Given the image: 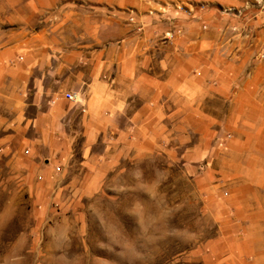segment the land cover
Here are the masks:
<instances>
[{
	"label": "rangeland",
	"instance_id": "rangeland-1",
	"mask_svg": "<svg viewBox=\"0 0 264 264\" xmlns=\"http://www.w3.org/2000/svg\"><path fill=\"white\" fill-rule=\"evenodd\" d=\"M143 1L146 13L137 0H0L2 26L61 19L131 55L137 33L177 52L189 42L199 78L175 105L191 118H161L154 151L137 150V96L67 161L1 143L0 264H264V0Z\"/></svg>",
	"mask_w": 264,
	"mask_h": 264
},
{
	"label": "crops",
	"instance_id": "crops-1",
	"mask_svg": "<svg viewBox=\"0 0 264 264\" xmlns=\"http://www.w3.org/2000/svg\"><path fill=\"white\" fill-rule=\"evenodd\" d=\"M149 6L137 0L138 11ZM15 24L0 25V144L20 136L30 155L44 160L55 155L59 162L67 161L76 137L81 136L86 146L110 130L133 96H137L140 152L156 149L161 118L180 114L191 118L190 112L180 113L175 106L190 103L187 93L199 81L184 57L189 42L177 52L159 46L153 31L137 33V55H131L122 41L101 33L62 32L61 19L37 27ZM210 37L203 33L191 45L200 53ZM160 54L165 56L162 61L157 58ZM64 92L74 93V100L65 99ZM206 94L197 91L200 97L194 102L200 103ZM205 111L193 116L202 126L211 118ZM209 132L207 128L200 133ZM185 152L189 156L190 151Z\"/></svg>",
	"mask_w": 264,
	"mask_h": 264
},
{
	"label": "built area",
	"instance_id": "built-area-1",
	"mask_svg": "<svg viewBox=\"0 0 264 264\" xmlns=\"http://www.w3.org/2000/svg\"><path fill=\"white\" fill-rule=\"evenodd\" d=\"M165 35L169 36L170 33H169V32H166ZM262 56H263V55H262ZM63 97H64L65 99H67V100H70V101H71V100H74V98H75L74 93H72V92H64V93H63ZM54 169H55V170H58L59 167H58V166H55Z\"/></svg>",
	"mask_w": 264,
	"mask_h": 264
}]
</instances>
